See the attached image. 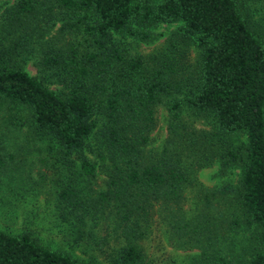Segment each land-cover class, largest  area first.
<instances>
[{
	"label": "trees",
	"instance_id": "1",
	"mask_svg": "<svg viewBox=\"0 0 264 264\" xmlns=\"http://www.w3.org/2000/svg\"><path fill=\"white\" fill-rule=\"evenodd\" d=\"M3 3L0 104L24 109L60 162L58 215L71 241H89L112 264H148L140 240L156 216L177 242L200 247L218 242L219 225L243 220L248 247H204L202 264H264V0ZM160 22L178 25L160 48L134 51L126 39L150 42ZM158 105L166 115L156 147ZM212 164L237 169L235 183L199 189L187 213V188ZM0 264L98 263L26 229H0Z\"/></svg>",
	"mask_w": 264,
	"mask_h": 264
},
{
	"label": "rangeland",
	"instance_id": "2",
	"mask_svg": "<svg viewBox=\"0 0 264 264\" xmlns=\"http://www.w3.org/2000/svg\"><path fill=\"white\" fill-rule=\"evenodd\" d=\"M11 1L2 0L4 3ZM177 25L178 22L155 24L153 29L159 36L150 42L131 38L126 40L134 51L147 53L160 48L167 34ZM189 51L192 57L195 48L191 45ZM23 66L29 74H35L31 60H27ZM165 112V108L158 105L157 125L150 134L152 137L150 144L156 147L165 135ZM26 116L24 109L1 101L0 229L9 232L26 229L41 243L65 250L74 257L98 264H112L94 249L89 241L81 240L79 243L71 241L69 225L58 215L57 191L65 179L59 166L61 164L51 152H47L45 139L34 134L26 122ZM236 173L237 169L218 173L215 164L198 169L195 175L197 183L186 190L183 207L187 213L194 206L199 189H215L224 184L233 185ZM101 178L103 177L100 173L95 177L94 187L97 189L103 187ZM227 195L230 197L229 193ZM217 199L222 200L219 197ZM216 201L214 199L211 203L213 212L220 209ZM155 220L140 240L148 264H202L205 260V254L202 252L204 247H207L205 250L209 252L219 248L221 253L236 254L243 252L249 245L250 228L243 220L238 224L234 220L228 221L224 223L225 227L219 225L217 233L221 236L218 242L207 245L206 241H203V247L193 242L180 244L174 236L175 231L167 221H159L158 216Z\"/></svg>",
	"mask_w": 264,
	"mask_h": 264
}]
</instances>
